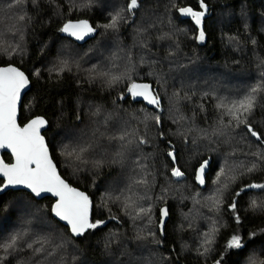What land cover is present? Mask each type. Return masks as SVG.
I'll use <instances>...</instances> for the list:
<instances>
[{
  "label": "trees",
  "instance_id": "trees-1",
  "mask_svg": "<svg viewBox=\"0 0 264 264\" xmlns=\"http://www.w3.org/2000/svg\"><path fill=\"white\" fill-rule=\"evenodd\" d=\"M12 1L0 0V10ZM22 1L23 24L27 25L22 55L9 60L0 56V65H15L30 82L21 99L18 122L22 125L35 115L47 120L42 134L60 175L91 197V223H102L73 237L52 217L51 198L7 190L0 195V264L129 263L135 260L131 256H142L144 248L151 249L150 264H264V187L245 186L264 185V0H203L207 7L203 40L193 21L179 15L184 6L202 10L201 0H141L134 14L126 10L128 0ZM121 10L124 18L115 29L103 27ZM69 21H87L95 30L75 41L61 31ZM62 40L88 49L91 60L74 73L35 76V69L55 54ZM113 40L120 42L128 59L120 47L113 49ZM201 61L214 66L211 72L223 68L234 75L247 72L236 89L239 93L209 88L189 100L185 92L191 94V90L178 82L180 65ZM123 73L129 76L124 87L115 94L107 91V77ZM138 81L156 88L160 108L130 100L128 89ZM113 84L118 86L117 81ZM257 85L256 107L247 117L257 133L253 136L246 124L237 125L218 104L239 99ZM116 105L137 108L130 115ZM102 116L108 121H101ZM69 129L74 130L72 137L60 142L63 131ZM171 148L181 178L171 174L173 164L167 155ZM2 156L10 162L7 153ZM209 159L205 185L200 188L193 181L194 171ZM220 168L226 173L211 185ZM189 182L200 191H227L222 201L214 199L210 205L211 220L218 224L212 251H205L203 245L204 222L200 224L204 229L197 232L191 226H185L186 232L177 226L180 220L171 190H182V184ZM25 204L35 212L21 216L18 208ZM162 206H166L167 219L160 229ZM42 216L62 230L71 245L59 256L52 255L46 227L39 225ZM14 220L22 225L16 227ZM24 229L27 233H22ZM233 235L242 238L243 248L227 247ZM13 237L18 239L11 252L3 251L2 243ZM143 258L137 257L133 264H142Z\"/></svg>",
  "mask_w": 264,
  "mask_h": 264
},
{
  "label": "snow or ice",
  "instance_id": "snow-or-ice-1",
  "mask_svg": "<svg viewBox=\"0 0 264 264\" xmlns=\"http://www.w3.org/2000/svg\"><path fill=\"white\" fill-rule=\"evenodd\" d=\"M19 2L20 0H16V3ZM9 7H12V5H9ZM140 7L141 0H128L126 4V10L131 14H134V11ZM201 7L206 10L203 0H201ZM180 12L184 15H190L196 25H201L202 18L205 15V11H193L191 8H181ZM122 13L123 10L118 11L111 17L110 22L103 25V27L115 29L124 18ZM20 19H23V17H20ZM94 30L87 21H69L61 29V31L69 33L77 39H83L84 35ZM204 35L203 30H201L199 39L203 40ZM105 75L107 76L108 74L105 73ZM119 79L120 77L112 76L108 82L111 84ZM27 84L28 78L18 68L11 65L0 67V148L10 149L14 157L13 163H5L3 160H0V178L4 180V184L0 185V188L11 185H24L37 197L44 192L54 193L58 197V200L52 207V212L67 222L73 234L80 235L86 229L95 228L97 224L102 222L91 223L89 221L90 200L88 196L70 187L58 175L56 167L49 156L44 137L40 135V128L46 121L42 117H37L23 127L17 124V102L20 98L21 89ZM128 91L133 96H143L150 103L159 105V100L152 94L149 84L133 83ZM259 91L260 86L257 85L252 87L246 95L239 99H232L227 102L222 100L218 104V108L226 109L227 114L232 117V120L237 122V125L246 124L253 136H256L257 133L252 131L247 117L251 115L256 107V98ZM229 123H232V121H229ZM120 139L123 140L124 136L122 135ZM143 142L141 141V143ZM85 150L81 149V151ZM117 155H120V153ZM169 155L175 160L174 153L170 152ZM249 170L251 171V169ZM199 171L203 173V165ZM172 174L177 177L183 175L179 168H174ZM197 179L203 183L201 175H198ZM252 187H264V185H252ZM231 207L234 208L235 204ZM252 207H256L255 202H253ZM143 211L144 209H141V212ZM166 215L167 210H162V216ZM17 239L18 237H13L8 247L14 246ZM205 244H211V240H206ZM227 247L235 249L243 248L242 238L239 235H233L227 242ZM207 250L205 248V251ZM216 264H220V262L217 261ZM249 264H252V262L249 261Z\"/></svg>",
  "mask_w": 264,
  "mask_h": 264
},
{
  "label": "rangeland",
  "instance_id": "rangeland-1",
  "mask_svg": "<svg viewBox=\"0 0 264 264\" xmlns=\"http://www.w3.org/2000/svg\"><path fill=\"white\" fill-rule=\"evenodd\" d=\"M9 5H12V7H9ZM4 7V6H3ZM23 9V1L20 0L19 3H16V0H13L10 4H8L6 7L2 8L0 10V56L4 57L5 59L9 60L11 57H20L22 55V50L24 47V41L25 37L27 35V25L23 24V21H26V16L22 14ZM20 17H23V19H20ZM28 20V18H27ZM219 19L216 20L218 23ZM199 35V34H198ZM12 39V41H11ZM15 45L10 50H6L9 46ZM47 47V46H46ZM116 47H120L125 52V58L128 59L130 56L126 50L123 48V46L120 44V42L113 40V49ZM243 50L240 53V55H243ZM100 57H106L108 54H98ZM92 58V56H91ZM90 58V60H91ZM121 58V57H120ZM89 60V50L84 49L80 47L79 45H76L75 43L68 42L67 40H62L60 44L58 45V48L55 51V54L47 57L43 64L40 66V68L35 69L34 74L35 76H38V74L41 72H45L47 74H57L62 71H71L76 72L83 69V63L87 64ZM89 60V61H90ZM125 64L127 67L132 68V64L128 62V60H125ZM214 66H207L206 63H203L202 61L194 65H189L187 67V64L180 65V74H182V79L178 82L185 83L189 89L191 90V94L185 92V95L189 100L193 97V95L197 92L206 91L209 88L229 92V93H239V83L242 82L243 78L246 73H243V71H240L239 75L232 74L228 69L223 68L225 67L223 65L222 72H211V68ZM147 72V70H146ZM251 73H254L250 71ZM178 77V76H177ZM111 78L107 77V81H109ZM129 76L122 74V77H120L119 80H117L116 84H108L106 87L107 91H113V93H118L120 89L124 87V83L128 81ZM241 84V83H240ZM238 92H236V91ZM204 94V93H202ZM201 94V95H202ZM110 103L113 104V101ZM119 109L121 111H126L128 114L133 115L136 108H132L130 110H126L123 106H119ZM102 114V113H101ZM154 119V118H153ZM101 121H108V118L106 116L100 117ZM159 119H157L158 121ZM116 125H121L120 123H117ZM74 130L69 129L68 131H63L60 142H65L69 140L70 137H72ZM67 148V146H62V149ZM76 158V157H74ZM263 167H264V161ZM223 165V164H222ZM256 170H253L252 172H255ZM223 173H226L222 168H220L212 177L211 185L216 184L218 179L222 177ZM250 174V173H249ZM248 179V175L245 177ZM175 179V176H174ZM262 183H248L245 186L251 187L253 189H259L261 187H252V185H261ZM182 190H171V196L175 198V204L177 205V214L178 219L180 220L179 228L181 231L186 232L185 226H191L196 232L199 230L204 229L200 225L204 222L205 231H200L201 235L203 236V245L205 248L208 249V251H212L211 247L213 244V236L216 231V228L218 224H216V220H211V211L210 205L212 201L219 200L222 201L224 196L226 195V190H204L200 191L195 186L191 185L190 182L188 184L183 183L181 186ZM260 191V190H259ZM185 206V207H184ZM185 208H187V211H185ZM20 211V215L24 216L27 215L30 212H35V208L30 204L22 205L18 208ZM43 210V209H41ZM7 220L9 217L7 214L4 215ZM42 221L39 222V225L41 227H46V240L50 241L53 245V256H59L62 253L63 248H69L71 245L68 244V240L66 239L64 232L60 230L57 226L52 224L48 218L45 216L41 217ZM21 220V219H20ZM20 220L13 221V225L20 226L22 223ZM4 226L3 228H5ZM5 228L6 230L9 228ZM3 228H1V233L3 232ZM4 229V230H5ZM38 232V231H37ZM22 233H27V231L24 229ZM61 238L64 241H61ZM206 240H211V244H205ZM11 243V239H6L2 243V250L5 252H11L12 247H8V245ZM150 248H144V254L141 253L138 256H131L130 258H133L137 260V257H144L142 259V264H150L149 259V252ZM141 251V252H142ZM148 255V256H145ZM1 259V255H0ZM135 260H130L129 263L124 262H118V261H111V264H133L135 263ZM141 264V263H140Z\"/></svg>",
  "mask_w": 264,
  "mask_h": 264
},
{
  "label": "water",
  "instance_id": "water-1",
  "mask_svg": "<svg viewBox=\"0 0 264 264\" xmlns=\"http://www.w3.org/2000/svg\"><path fill=\"white\" fill-rule=\"evenodd\" d=\"M181 8H191V7H190V6H184V7H181ZM181 8H180V9H181ZM180 9H179V15H180V18H183V19L190 18V19L193 21V23L195 24V21L192 19V17H191L190 15H184V14H182V13L180 12ZM191 9H192V8H191ZM192 10H193V11H199V10H194V9H192ZM206 10H207V7H206ZM206 10L203 8V9L200 10V11H205V14H206ZM204 16H205V15H204ZM195 26L198 28V32H199V34H200V31L202 30V23H201V25H196V24H195ZM64 34L67 35V36H69L71 39H73V40H75V41H81V40L85 39V37L89 36V35L91 34V32H90V33H87L86 35H84L83 39H77L75 36H72V35H70L69 33H66V32H64ZM9 65H11V66H13V67H16V66L13 65V64L0 65V67H7V66H9ZM16 68H18V67H16ZM18 69H19L20 71H22L20 68H18ZM22 72H23V71H22ZM23 73H24V72H23ZM24 74H25V73H24ZM25 76L27 77L26 74H25ZM27 78H28V77H27ZM135 83H137V84H149V85L151 86V92H152V94L155 95V96L158 98V100H159V105H156V104H152V103H150L149 100L145 99L143 96H133L132 93H130V92L128 91V95H129V97H130V100H131L132 102H142L146 107H148V108H152V109H155V110L158 109V108H160V105H161V99H160V97H159V96L157 95V93H156V88L153 87L152 84H151L150 82H147V81H138V82H135ZM29 88H30V82H29V79H28V84L25 85V87L21 89V91H20V98H19V100H18V102H17V113H16L17 124H18L19 126L23 127L25 124H27V123L30 122L31 120H33V119H35V118H37V117H42V118L46 121V123H45L43 126H41V128H40V135H41L42 137H44L43 134H42V131L47 127V120H46L43 116H41V115H35V116H32V117H30L25 123H23L22 125H20L19 122H18L19 107H20L21 99H22L23 95L29 90ZM44 141H45V144L47 145L45 138H44ZM171 146H172V145L169 144V147H171ZM47 147H48V145H47ZM170 152H172V153H175V152H174V150H173L172 148L167 152V155H168L169 159L171 160V163L173 164V168H172V170H173L174 168H177V166H176V159L173 160V157L169 155ZM3 153H7V154L10 156V158H11L10 162H6V161L3 159V156H2ZM48 153H49V156H50V158H51L49 148H48ZM0 160H3L5 163H13V162H14V157H13V155H12V153H11V150H10V149H7V148H0ZM51 160H52V163L55 165V167H56V171H57V173H58V175L60 176L61 179H63V180H64V181H65L70 187L75 188V189H77L78 191L83 192V193H85V194L88 196V198H89V200H90V207H89V221L91 222V209H92V200H91V197H90L85 191H83V190H81V189H79V188H77V187L71 186V185H70V184H69V183H68V182H67V181H66V180L60 175V173H59V171H58V168H57V166H56V164H55V162L53 161L52 158H51ZM209 163H210V159L207 160V161H202V162H201L200 164H198V165L196 166V168H195L194 176H193V181H194L195 184H196L198 187H200V188H202V187L205 185V177H206V173L208 172V169H209ZM202 165H203V167H204V171H203V173H200L199 170H200V168H201ZM172 170H171V174H172ZM172 175H173V174H172ZM198 175H201V177H202V179H203V183H201V181H200L199 179H197V176H198ZM173 176H174V175H173ZM176 177H177V176H176ZM181 177H183V175H182V176H179V177H177V178H181ZM0 180H1L0 185H3V184H4V180H3V178H0ZM7 190H24V191H26L27 193H29L30 195H32L34 198H36V199H40V198H43V197H49V198H51V199H52V203H51V206H50V212H51L52 217H53L54 219H56L58 222H60L61 224H63L64 226H66V227L68 228V230H69V233H70L73 237H79L80 235L83 234V233L80 234V235L73 234V233L71 232V230H70V226H68L67 222L64 221V220H62V219H60V217L56 216L55 213L52 212V207L55 205L56 201L58 200V197L55 196L54 193H52V192H44V193H41V195H40L39 197H37V196H35V194L31 193V190H30V189H27L26 186H24V185H11V186H7V187L0 188V195L3 194L4 192H6ZM164 209H166V206H162V207L160 208V210H159V228H160V229L163 228V225H164V223H165V221H166V219H167V215H166V216H162V210H164ZM89 229H90V228H89ZM87 230H88V229H86L85 231H87Z\"/></svg>",
  "mask_w": 264,
  "mask_h": 264
}]
</instances>
